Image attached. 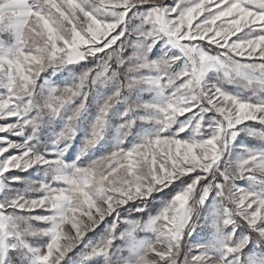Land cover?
<instances>
[{
    "label": "snow or ice",
    "instance_id": "snow-or-ice-1",
    "mask_svg": "<svg viewBox=\"0 0 264 264\" xmlns=\"http://www.w3.org/2000/svg\"><path fill=\"white\" fill-rule=\"evenodd\" d=\"M0 264H264V0H0Z\"/></svg>",
    "mask_w": 264,
    "mask_h": 264
}]
</instances>
